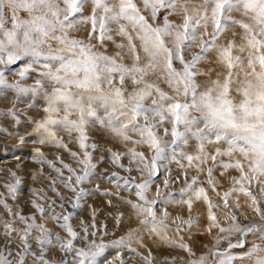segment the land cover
Wrapping results in <instances>:
<instances>
[{
	"label": "snow or ice",
	"instance_id": "obj_1",
	"mask_svg": "<svg viewBox=\"0 0 264 264\" xmlns=\"http://www.w3.org/2000/svg\"><path fill=\"white\" fill-rule=\"evenodd\" d=\"M85 9H90L88 14ZM233 13L241 18L237 19ZM81 31H86L87 36L73 35ZM229 31L231 38L226 37ZM109 42L116 49L112 54L107 52ZM194 47L199 51L187 59ZM211 53L215 54L214 60L208 58ZM21 61L24 63L13 70L12 66ZM202 62L205 67L200 66ZM10 71L18 76L11 83L6 75ZM198 77H205V82L201 84ZM29 78L33 79L32 84L23 83ZM158 82L166 84L169 90L161 88ZM6 90H12L16 100L30 96L28 108H42L43 117L31 120L34 126L27 134L38 137L33 143L67 149L59 133H66L70 139L73 133L77 134L75 142L81 151L70 155L79 173L61 161L69 173L65 177L61 168L51 161H39L57 173L52 180V191L57 196L60 195L55 188L57 183L76 193L73 208L81 207L80 202L88 193L79 186L94 176L97 167L93 153L99 146L89 142L90 129L99 126L116 140L146 145L152 153L148 157L135 148L127 152L109 149L113 163L124 168L119 161L122 156H128L141 176L137 183L136 177L112 174L117 177V188L134 190L139 202L125 201L134 210L138 227L130 228L111 245L95 240L86 247L74 245L77 240L96 235L95 231L89 233V227L96 228L94 214L90 225L80 222L84 233L81 236L69 222L71 213L61 215L50 207L48 215L57 222L63 220L59 227L67 232L69 238L65 240L43 223L37 224L34 216L12 213L0 194V205L26 224L23 229L13 228L7 221L4 224L9 242L12 233L21 242L18 264H25L27 256L35 257L37 264H50L45 252L52 248L66 254L60 264H99L109 246L129 250L144 264H153L150 249L148 255H143L132 247L135 243L147 248L145 233L191 256L192 249L183 242L180 232L182 225L191 228L200 217L190 215L188 220L177 217L181 223L173 229L165 222L170 216L167 206L186 205L191 214L194 202L200 200L207 206L206 230L210 233L215 228L222 234L216 238L217 245L228 240L225 250L217 248L212 252V264L244 261L264 264V245L254 241L245 251L232 253L231 249L245 248L244 238L249 234L258 233L256 238L264 241V223L242 225L236 215L241 207L238 198L234 205L228 202L234 193L244 194L251 201V210L264 222L261 207L264 204V0H199V3L193 0H140V3L136 0H0V96L6 95ZM37 100L42 103L38 105ZM6 115L19 120L15 107ZM166 123L171 125L170 129L165 127ZM159 129H163V136L158 134ZM168 135L172 137L170 143L164 139ZM190 141L196 142L194 153L184 150ZM24 142L25 137L21 136L20 143ZM208 146L214 150L209 151ZM35 152L43 156L40 149ZM103 159L101 156L99 162ZM164 161H175L184 169L181 175L185 186L179 189L178 197L168 189L181 177L173 179L169 163ZM209 161L212 165L205 167ZM218 167L224 170L221 176L229 169L239 173L230 178L232 187L222 194L217 191L213 176ZM188 168H195L197 173L190 180ZM132 170L125 169L129 173ZM161 170L168 173L163 189L156 184ZM205 171L206 182L220 202H214L205 187L199 186L202 183L199 174ZM145 174L147 179H143ZM12 175L15 177V173ZM20 183L16 178L15 183L5 185L12 199L16 198ZM153 185L156 192L150 198L148 192ZM254 185L259 186L258 195L252 192ZM32 204L39 213H45L42 205L35 201ZM59 206L64 207L63 203ZM215 209L225 211V219L231 222L222 225ZM122 219L121 213L116 220L118 226ZM170 231L178 239L169 237ZM234 234L240 237L235 243L231 241ZM30 241L40 248L39 255L32 250ZM7 251L11 255V250ZM67 255L72 259L68 260ZM0 264H13V261L0 251ZM105 264L113 262L107 260ZM120 264L126 262L120 260ZM188 264H209V261L207 255H201L190 259Z\"/></svg>",
	"mask_w": 264,
	"mask_h": 264
},
{
	"label": "rangeland",
	"instance_id": "obj_2",
	"mask_svg": "<svg viewBox=\"0 0 264 264\" xmlns=\"http://www.w3.org/2000/svg\"><path fill=\"white\" fill-rule=\"evenodd\" d=\"M140 3V0H136ZM194 3H199V0H193ZM90 9H85V14H88ZM146 16L147 12L144 13ZM233 15L240 19L238 13H233ZM171 19L177 20V17H172ZM239 32L240 29L236 28ZM78 37L87 36L86 31H81L79 33H73ZM227 38H231V31L226 33ZM239 39V37H237ZM117 40L119 38L117 37ZM96 43V41H93ZM116 51L115 46L109 42L107 52L112 54ZM198 48H192L187 54L186 58L191 59L193 53L198 52ZM210 60L215 59V54L211 53L208 57ZM24 61L18 62L16 65L12 66L13 70L18 69ZM179 67V65H176ZM201 67H205L202 62ZM219 71V67H217ZM8 81L14 82L18 79V76L14 74L13 71L6 73ZM35 73L31 76L35 77ZM213 78L215 76L213 75ZM205 77H198V81L203 84L205 82ZM34 81L29 78L23 81L25 84H32ZM160 87L168 91L166 84L162 82ZM31 100L30 96L21 97L20 100L15 99V93L12 90H6V95L0 96V194H3V199L11 207L12 213L19 212L25 217L34 216L36 223H43L44 226L52 233L59 234L65 240L68 239L67 232L59 227V224L63 223V220L57 222L48 215L49 208H53L54 211L61 215L72 214V218L69 221L73 228L83 236L84 233L81 231V221L85 225H90L93 220V214L95 215L96 228L89 227V233L95 231L96 235H89L87 240H77L74 245L77 247H86L88 242L95 240L97 243H105L111 245L113 242L119 240L130 228L138 227V220L135 216L134 210L131 206L125 203L126 200H131L133 202H139L134 194V190H124L123 188H117V177L113 176V173L118 174L119 177H136V182L139 183L141 180L140 174L135 170L136 164L130 163V157L122 156L119 163L124 165V168L117 166V164L112 162L109 149L112 152H127L128 149L135 148L138 152H143L146 156L150 157L152 153L148 150L146 145H134L131 142L125 144L124 142L118 141L113 138L109 133H106L99 126L89 130L90 143H96L99 147L98 150L93 153V162L97 164L95 174L89 181L84 182L79 187H82L88 193L83 200L80 202L81 207L73 208L72 203L73 198L76 193L71 192L66 189L62 184H55L57 192L60 193L59 196L52 191V180L56 179L57 173L48 166V164H42L40 160L51 161L56 167L61 168L64 176L69 175L67 169H64L61 161L64 164H68L73 168L77 169L79 173V167L76 161L70 155V152H80L78 143L75 142V136L77 134L73 133L70 139L66 133L60 132L59 135L63 137V142L67 144V149L62 147H57L54 144H39L33 143L38 139L35 135H27L32 132L33 123L31 120H38L43 117L44 113L42 108L33 107L28 108L27 104ZM36 103L39 105L42 101L37 100ZM17 110V116L19 120L17 122L16 118L6 115L9 109ZM23 110V111H20ZM165 127L170 129V124H165ZM158 134L163 136V129H159ZM25 137V142L20 143V137ZM138 139V137H133ZM164 139L170 143L171 135L164 137ZM40 149L43 156L37 155L35 149ZM91 151V149H89ZM188 153H194L196 150V142L190 141L189 145L184 149ZM209 151H213V146H208ZM103 156V162H99V158ZM59 157V159H57ZM179 159V153L178 157ZM221 160L227 161L228 157H221ZM163 163H169L164 161ZM181 163L187 164L186 161H181ZM212 162L209 161L208 165L211 166ZM126 168L133 169L130 173L125 171ZM169 168L171 170V176L173 179L180 176L181 179L170 185L168 191H171L177 197L179 196V189L185 186V181L181 175L184 169L180 165L172 161L169 163ZM224 170L222 168H216L213 176L216 178L217 191L221 194L228 191L232 187L231 177L238 176L239 173L233 169L227 170L224 176H221V172ZM15 173V177L12 175ZM188 179L190 180L192 176L197 175L195 168H188ZM168 173L161 170L160 175L156 178V184L160 185L163 189V182L165 176ZM207 173L206 171L199 174V179L202 182L201 185L205 187L208 191L209 197L214 202H220V198L216 196L214 192L211 191L209 185L206 182ZM20 179V185L15 194L16 198L12 199L9 195L6 184L15 183V179ZM147 175L143 179H147ZM122 183V181H120ZM78 190V189H77ZM156 192V185H153L148 192L149 197H153ZM252 192L254 195H258L259 186L254 185L252 187ZM166 194V193H165ZM63 197V200L61 199ZM239 200L241 205L240 209L236 210V215L239 217V222L242 225H261L262 222L260 217L251 210L249 204L251 203L248 198L242 193H234L232 197L229 198V205H234ZM32 201L37 204L42 205L45 208V213H39L35 207H33ZM55 201V204H52ZM111 201V203H109ZM63 203L64 207L61 208L59 205ZM264 208V204H261ZM206 204L203 200L195 201L191 214L189 213L186 205H169L167 210L170 216L165 221L171 228H176L180 224V220L177 217H182L184 220H188L189 216H199L198 222L191 228L187 224L182 225L183 231L180 232V236L183 237V242L187 244L191 249L193 255L183 249L176 247L175 245H170L167 243H162L153 236L149 238L148 235L144 234V243L147 244V248H142L139 245L133 243L132 247L136 248L137 252L143 255H148V250L150 249L153 256V264H188L190 259H198L201 255H207L209 264H212L213 256L212 252L217 250H225L228 247V240H221L220 243L216 244V238L219 235L218 229H212L209 233L207 229L208 219L206 215ZM160 211H163L161 209ZM217 217L222 225H227L230 220H226L225 217L227 213L220 209H215ZM123 214V219L120 225L116 223L117 217ZM158 216L160 212L158 211ZM10 222L13 228L23 229L26 224L21 223L16 217L11 215L7 210L4 209L3 205H0V251H3L9 260L13 261V264H18L19 256L18 252H22V245L18 238H16V233H12V239L4 233L5 222ZM106 225V228L104 227ZM33 235H39L38 232H33ZM169 237L172 239H178L177 234L174 231L168 233ZM259 234H249L245 237V248H235L231 249L233 254H239L250 247L251 243L254 241L258 244L264 245V241L258 240L256 237ZM240 239L239 234H234L231 237V241L235 243ZM155 241V242H154ZM32 244V250L39 255L40 248L35 241H30ZM7 249L11 250V255L8 254ZM66 254L57 248H52L45 252V258L50 262V264H60V261L65 259ZM68 260L72 259L71 255H67ZM111 260L113 264H120V260H124L126 264H144L140 257L136 256L126 249H118L109 246L104 256L100 258L99 264H105V261ZM25 264H37L35 257L27 256L25 258ZM238 264V262H234ZM243 264H248V261H244Z\"/></svg>",
	"mask_w": 264,
	"mask_h": 264
}]
</instances>
